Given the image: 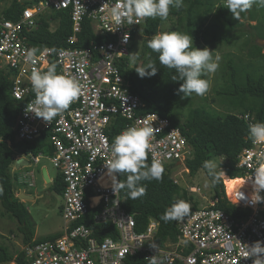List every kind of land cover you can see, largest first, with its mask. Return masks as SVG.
Returning a JSON list of instances; mask_svg holds the SVG:
<instances>
[{"label": "built area", "instance_id": "1", "mask_svg": "<svg viewBox=\"0 0 264 264\" xmlns=\"http://www.w3.org/2000/svg\"><path fill=\"white\" fill-rule=\"evenodd\" d=\"M117 2L41 0L27 6L17 21L0 18V67L10 74L12 96L25 104L18 119L17 135L22 142L45 141L52 153L30 152L28 156L35 164L42 158L49 159L65 182L64 232L56 240L27 246L28 264H129V258L138 253L149 264L153 260L156 264H254L255 257H249L248 247L257 241L264 246V201L254 206L248 202L253 190L248 188L250 182L245 181L264 164V144L251 141L238 156L237 167L243 170V176L232 177L225 171L221 174L227 200L248 213L236 217L218 208L217 201L209 200V204L194 209L177 222L180 233L177 243L157 244L160 223L154 218L144 231H137L134 215L123 206L120 189L113 190L105 164L111 158L114 138L130 126L153 125L159 129L148 153L147 159L151 161L159 159L163 165L176 162L185 167L183 172H189L186 162L192 156V147L180 127L158 113L141 112L145 103L131 91L122 64L142 32L144 19L132 24L125 20L116 25L108 9ZM64 9L71 10L73 22L67 48L55 51L35 45L25 37V32L38 28L42 16ZM86 20L91 22L95 34L111 40L82 46L79 35ZM29 52L33 53L34 62L27 59ZM52 64L58 74L78 80L83 87L67 110L51 123H45L26 109L35 100L30 82L32 71H46ZM127 65L133 66L130 61ZM239 116L248 125L259 122L251 111ZM172 177L180 184L177 176ZM225 177L240 179L246 186L235 187L229 193ZM190 189L200 192L198 187ZM240 192L244 199L239 200ZM260 195L264 197V190ZM93 209H97V223L111 222L117 227V238L101 239L86 224H76Z\"/></svg>", "mask_w": 264, "mask_h": 264}, {"label": "trees", "instance_id": "2", "mask_svg": "<svg viewBox=\"0 0 264 264\" xmlns=\"http://www.w3.org/2000/svg\"><path fill=\"white\" fill-rule=\"evenodd\" d=\"M41 0H31L23 3L20 0H12L10 5L0 11L1 19L17 21L21 18L23 10ZM208 4L212 5L213 1ZM188 6V26L189 34L192 33L195 26L194 13L196 8L203 5L202 0H190ZM221 15L226 19L230 30L234 28V17L228 13L227 8L221 10ZM58 21L55 30H51V21ZM163 20L160 18H144L143 29L141 30L145 39L143 50L141 52V65L146 66L150 61L158 69L157 74L152 77L140 78L135 72V67L127 65L129 58L122 64L123 74L130 82L131 91L141 97L145 103L142 113H158L162 117L169 118L171 122L181 128L189 144L192 147V156L186 162V166L191 175H196L203 168V162L223 158L225 162L221 166L222 170L229 174L242 176V169L237 167L238 156L250 145L251 140L248 137L249 125L236 113H227L218 115L205 108L195 109L185 122L178 119L177 107L182 100V94H177V89L182 81H173V76L177 73L174 69L162 66L159 62V54L152 51L147 42L153 35L161 32ZM198 33L201 31L196 29ZM170 32V31H164ZM185 33V32H182ZM73 34V22L71 10L64 9L59 11L48 12L39 20L38 28L30 32H25V37L35 45L48 46L58 51L69 46L68 39ZM228 35V34H227ZM264 35V34H263ZM217 38H222L216 36ZM82 46H90L92 43L110 41L111 38L105 35H97L93 31L91 22L86 20L83 25V31L79 35ZM228 39V38H227ZM259 52L262 46L257 44ZM233 79L238 74V69L234 68ZM246 84L242 89L237 90L236 94L249 95L252 99L245 104L244 111H251L256 114L259 122H264V74H247ZM12 80L10 74L0 67V200L5 212L15 217L19 222V231L23 234L25 245L34 246L38 242L53 241L61 236L60 233L50 235L45 238L35 239V228L30 221V213L25 203L16 195V185L12 165L14 156L20 151L24 153L33 152L35 154L44 151L51 152L45 141L38 142H16L17 123L19 116L24 107L23 102L17 101L11 93ZM243 102V101H242ZM149 165L151 160L146 161ZM164 166L163 179L161 181H141L140 185L145 188V194L135 200L130 199L127 190L120 189L123 197V205L127 211L134 215L139 232L144 231L148 225L149 218L155 217L160 222L157 243L164 245L168 240L177 242L179 240V230L176 221L165 223L161 215L165 210L178 200H184L191 205V212L198 207L200 201L194 197L187 188L181 187L174 182L170 168ZM207 174V173H206ZM208 176V175H207ZM209 178V177H208ZM118 180L125 181V175L118 174ZM211 199L217 201V207L228 213L242 217L246 215L247 210L237 208L225 198V188L223 179L220 175L219 180L213 184L211 179ZM65 182L63 177L58 174L52 185V190L63 194ZM92 212L83 222L94 229L95 234L103 239L106 236L117 237L118 230L111 224H97L93 221ZM264 216V211H263ZM0 261H15L16 264H28L25 252L21 251L15 257L9 253V248L0 242ZM129 264H149L143 254L138 253L129 258ZM176 264H182L177 262Z\"/></svg>", "mask_w": 264, "mask_h": 264}, {"label": "clouds", "instance_id": "3", "mask_svg": "<svg viewBox=\"0 0 264 264\" xmlns=\"http://www.w3.org/2000/svg\"><path fill=\"white\" fill-rule=\"evenodd\" d=\"M254 5L264 6V0H225L224 7L239 20L241 14L250 11ZM183 6L184 0H118L108 11L113 22L121 25L125 20L132 24L137 19H167L170 9H180ZM124 42H127L126 37ZM147 46L159 54L158 59L162 66L174 69L177 73L173 76V81H182L177 89V94H182V99L193 94L204 96L208 92L210 82L202 77L215 73L220 60L219 56H213V50L207 47L203 49L194 47L193 37L189 33L177 31L157 33L148 40ZM27 59L34 62L32 52L28 53ZM129 59L133 65H137L138 57L135 53L129 54ZM134 70L140 78L155 76L158 71L150 61L146 66L137 65ZM30 82L35 100L33 106L26 111L34 113L45 123H51L54 118L67 110L81 95L83 87L78 80L58 74L55 64L48 66L43 72L34 69ZM157 130L159 129L154 128L153 125L130 126L114 138L110 146L111 158L105 164L114 191L125 189L129 198L135 200L145 194V188L140 185L141 181L163 179L165 169L162 161L153 159L150 165L146 162ZM248 137L254 144H264V122L250 124ZM202 166L215 184L220 178L221 171L218 169H221V166L215 160H206ZM222 172L225 174L223 170ZM117 174L125 175L126 180H118ZM245 182H250L253 189L248 202L254 206L264 201V197L260 195L261 190H264V164L257 167L254 174ZM240 193L239 200L244 199V194ZM191 210L190 203L178 200L165 210L161 219L165 223L181 222L190 215ZM152 246L155 247L154 244ZM248 252L249 257H255L254 264H264L262 242L257 241L249 246ZM152 264H156V261L153 260Z\"/></svg>", "mask_w": 264, "mask_h": 264}, {"label": "rangeland", "instance_id": "4", "mask_svg": "<svg viewBox=\"0 0 264 264\" xmlns=\"http://www.w3.org/2000/svg\"><path fill=\"white\" fill-rule=\"evenodd\" d=\"M21 1L25 3L31 0ZM202 1L203 5L197 7V12L194 13L196 29L201 32L198 33L194 29L190 35L193 37L194 47L199 49L207 47L214 51V57H220L219 67L215 73L202 77L210 82V88L204 96L193 94L191 97L181 100L176 109L181 122H185L197 108H205L218 115L243 112L245 104L252 98L249 95L236 94L235 84L239 89L245 86L246 72H249L247 74H264V6L254 5L250 11L242 13L239 20L233 18L235 24L234 28L230 30L229 24L220 13L224 9L225 0H211L213 1L212 5L208 4L210 1ZM11 2L12 0H0V11L8 7ZM189 2L190 0H184L182 8L170 9L168 18L163 19L161 32L190 33L187 30ZM228 13L232 15L230 10ZM58 23L57 20L51 21V30H55ZM144 39L141 32L130 48L131 53L137 55V63L140 65ZM257 44L262 46L260 52ZM233 67L239 70L235 79H233ZM26 155L28 156L27 153ZM214 160L220 166L225 162L223 158ZM29 163L28 167L17 169V175L14 173L13 176L17 191L21 193L26 191L35 196L34 200L26 201L25 206L29 209L30 221L35 226V235L41 239L64 230L65 221L60 211L63 196L52 190V183H45L41 173L42 165H46L52 177L56 178L58 170L50 160L44 159L41 164H34L32 161ZM13 166L14 164L12 169ZM168 166L171 174L177 176L181 181L182 187L190 189L192 186H196L200 188L198 193L189 190L200 201V206L209 204L212 186L204 170H200L196 175H191L188 172H183L185 167L178 166L176 162H170ZM19 173H25L22 181L19 179ZM19 226L18 220L5 212L0 200V242L9 248L12 255L18 254L24 248L23 234L19 231ZM2 263L0 261V264Z\"/></svg>", "mask_w": 264, "mask_h": 264}, {"label": "crops", "instance_id": "5", "mask_svg": "<svg viewBox=\"0 0 264 264\" xmlns=\"http://www.w3.org/2000/svg\"><path fill=\"white\" fill-rule=\"evenodd\" d=\"M21 1V0H20ZM24 3V2H23ZM245 113V112H244ZM244 113H242V112H240L239 114H238V116L240 115V114H244ZM256 115V114H255ZM257 119H258V117H257ZM191 146V145H190ZM15 159L16 160H14L15 162H14V166H13V169H12V172H13V174L15 173L16 175H17V169H24L25 167H28V165H30V163L29 162H31V160H30V158L26 155V153H24V152H20V151H18L16 154H15ZM29 158V159H28ZM191 158V157H190ZM44 159H47V158H42V160H41V162L40 163H38V164H41L42 162H43V160ZM49 160V159H48ZM17 161H24V162H20V164H19V166L17 165ZM35 164V163H34ZM187 167V166H186ZM188 169V168H187ZM44 170H46L47 171V175H48V177L50 178V182H48L46 179H45V176H44V173H43V171ZM189 170V169H188ZM226 172V171H225ZM26 173H29V172H26ZM41 173L43 174V176H44V180H45V183H52V185H53V183H54V178L52 177V174H51V172H50V170H49V168L46 166V165H42V167H41ZM188 173H190V171L188 172ZM25 174V173H24ZM23 173H19L18 175L20 176L19 177V179L22 181L23 180V175H24ZM59 174V171H58V173H57V175ZM57 175H56V177H57ZM243 176V175H242ZM178 185H180L181 186V181H180V184H178ZM182 187V186H181ZM193 187V186H192ZM196 187V186H195ZM186 188V187H185ZM224 188H225V186H224ZM188 189V188H187ZM188 190H191V189H188ZM190 192V191H189ZM194 192V191H193ZM22 193H25V194H28V195H32V196H34L33 194H31V193H28V192H26V191H24V192H22ZM191 193V192H190ZM196 193H198V192H196ZM192 194V193H191ZM16 195L19 197L20 195H21V192H19V191H17V189H16ZM193 196H195V194H192ZM20 198V197H19ZM225 198H226V193H225ZM21 199V198H20ZM34 199H35V196H34ZM34 199H27V200H23V199H21V201H23L24 203H26V201H28V200H34ZM227 199V198H226ZM210 200H212L211 199V194H210ZM214 201H216V200H214ZM124 206V205H123ZM198 207H200V204L198 205ZM197 207V208H198ZM62 208H63V203H62V205L60 206V211H61V213H62ZM126 209V208H125ZM196 209V208H195ZM29 210V209H28ZM92 212H94L93 213V221L95 222V223H97L96 222V220H95V215H96V213H97V209H93V210H91L90 211V213L87 215V216H85V217H83L82 219H80L76 224H86V223H84L83 221L85 220V219H87L88 218V216L92 213ZM129 212V211H128ZM151 218H154V219H156L155 217H150L149 218V222H150V219ZM157 220V219H156ZM149 222H148V224H149ZM105 223H111V222H105ZM105 223H101V224H105ZM160 223V222H159ZM64 224H65V222H64ZM97 224H100V223H97ZM116 229H117V227L113 224V223H111ZM176 224H177V222H176ZM66 225V224H65ZM87 225V224H86ZM137 225V224H136ZM88 226V225H87ZM148 226V225H147ZM90 227V226H89ZM34 228H35V226H34ZM91 228V227H90ZM147 228V227H146ZM159 228H160V225H159ZM177 228H178V225H177ZM64 229H65V226H64ZM93 231H94V229L93 228H91ZM136 229H137V227H136ZM118 230V229H117ZM179 230V229H178ZM138 231V230H137ZM63 232H64V230L63 231H61V232H59L61 235L63 234ZM119 232V231H118ZM142 232V231H141ZM94 233H95V231H94ZM158 233H159V231H158ZM58 234V233H57ZM54 235V234H53ZM119 235V234H118ZM118 235H117V237H118ZM157 236H158V234H157ZM157 236H156V238H157ZM48 237V236H47ZM116 237V238H117ZM35 239H40V238H37L36 237V235H35ZM156 241H157V239H156ZM180 241V233H179V240L177 241V242H179ZM166 242H172V243H177V242H173V241H171V240H168V241H166ZM165 242V243H166ZM165 243H164V245H165ZM23 244H24V242H23ZM158 244V243H157ZM158 245H160V244H158ZM164 245H160V246H164ZM6 246V245H5ZM27 246H30V244H28V245H25L24 244V248H23V250L22 251H24L25 252V257H26V247ZM21 252V251H20ZM9 253H10V251H9ZM11 254V253H10ZM19 254V253H18ZM18 254H16V255H13V257H14V260H15V257L18 255ZM12 255V254H11ZM6 263H11V264H16V262L15 261H9V262H3L2 264H6ZM181 263V262H180ZM183 264V263H182Z\"/></svg>", "mask_w": 264, "mask_h": 264}, {"label": "bare ground", "instance_id": "6", "mask_svg": "<svg viewBox=\"0 0 264 264\" xmlns=\"http://www.w3.org/2000/svg\"><path fill=\"white\" fill-rule=\"evenodd\" d=\"M225 181H226V185H227V188H228V192L230 193L233 188L235 187H242V186H246V185H243V181L238 179V180H232V179H229L228 177H225ZM248 188L252 189L251 185L248 186ZM253 190V189H252Z\"/></svg>", "mask_w": 264, "mask_h": 264}, {"label": "water", "instance_id": "7", "mask_svg": "<svg viewBox=\"0 0 264 264\" xmlns=\"http://www.w3.org/2000/svg\"><path fill=\"white\" fill-rule=\"evenodd\" d=\"M16 142H17V143H18V142H21V139H20V137H19L18 135L16 136ZM14 160H16L15 157H14ZM20 162H24V161H17V165H18V166H19ZM43 173H44L45 179H46L48 182H50V178H49L48 175H47V171L44 170ZM19 197H20L21 199H24V198H26V199H34V196H32V195H28V194H25V193H21V195H20ZM260 203H261V202H260Z\"/></svg>", "mask_w": 264, "mask_h": 264}]
</instances>
